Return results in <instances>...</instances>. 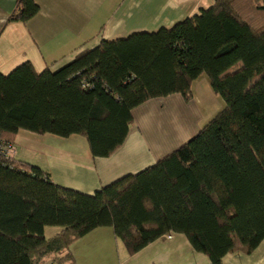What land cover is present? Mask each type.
Instances as JSON below:
<instances>
[{
  "label": "trees",
  "instance_id": "trees-1",
  "mask_svg": "<svg viewBox=\"0 0 264 264\" xmlns=\"http://www.w3.org/2000/svg\"><path fill=\"white\" fill-rule=\"evenodd\" d=\"M9 22L39 7L15 0ZM206 76L224 108L169 155L91 195L60 187L41 168L0 155V264H56L73 241L111 227L131 256L164 235H184L210 264L251 253L264 239V0H213L170 28L102 41L61 68L26 61L0 72V139L20 130L82 136L93 157L124 142L131 111ZM46 227L60 231L45 237Z\"/></svg>",
  "mask_w": 264,
  "mask_h": 264
},
{
  "label": "crops",
  "instance_id": "crops-1",
  "mask_svg": "<svg viewBox=\"0 0 264 264\" xmlns=\"http://www.w3.org/2000/svg\"><path fill=\"white\" fill-rule=\"evenodd\" d=\"M38 13L25 23L9 22L15 0H0V72L30 62L36 72L55 71L102 41L125 39L134 33L170 28L213 5V0H33ZM208 81V80H207ZM203 76L191 89L209 85ZM179 94L146 101L131 111L133 124L123 144L110 156L93 157L79 135L62 138L20 130L14 139L15 160L46 171L63 188L91 195L128 175L136 174L169 155L199 129L181 131L173 145L158 141L151 117L162 103L180 104ZM153 112V113H152ZM196 129V130H195ZM60 231L58 228L54 235ZM64 264H210L182 234L171 233L127 255L111 227H100L73 241L61 256ZM222 264H264V239L249 254L235 251Z\"/></svg>",
  "mask_w": 264,
  "mask_h": 264
},
{
  "label": "rangeland",
  "instance_id": "rangeland-1",
  "mask_svg": "<svg viewBox=\"0 0 264 264\" xmlns=\"http://www.w3.org/2000/svg\"><path fill=\"white\" fill-rule=\"evenodd\" d=\"M203 78L207 81L206 76ZM223 108V101L212 92L210 85L200 84L199 89L197 86L193 88L192 98L189 101L181 99L180 104L174 103L173 100L162 103L158 106L159 111L150 119L153 127L158 131V141L171 146L178 139L181 131H188L191 127L200 130ZM57 229V227H46L45 237L47 239L53 237ZM56 257L55 254L47 255L42 258L40 264L58 262Z\"/></svg>",
  "mask_w": 264,
  "mask_h": 264
},
{
  "label": "built area",
  "instance_id": "built-area-1",
  "mask_svg": "<svg viewBox=\"0 0 264 264\" xmlns=\"http://www.w3.org/2000/svg\"><path fill=\"white\" fill-rule=\"evenodd\" d=\"M16 154V147L14 144L6 143L0 139V155L7 159H13ZM46 264H56L54 262H48Z\"/></svg>",
  "mask_w": 264,
  "mask_h": 264
}]
</instances>
